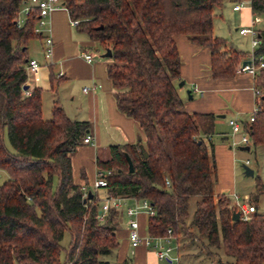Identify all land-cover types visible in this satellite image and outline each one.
Returning a JSON list of instances; mask_svg holds the SVG:
<instances>
[{
	"label": "trees",
	"instance_id": "trees-1",
	"mask_svg": "<svg viewBox=\"0 0 264 264\" xmlns=\"http://www.w3.org/2000/svg\"><path fill=\"white\" fill-rule=\"evenodd\" d=\"M27 1L0 0V171L8 175L0 184V264H110L101 256L119 245L118 210L110 208L100 220L97 189L85 196L72 175L71 156L91 124L71 119L60 106L45 119L42 89L23 88L27 42L37 36L39 18L35 8L18 24ZM223 2L61 0L70 18L78 20L79 32L111 49L107 73L117 107L138 122L144 135L137 143L111 145V157L97 159L99 169L112 170L104 187L107 196L149 199L156 210L148 218L150 235L162 236L171 228L183 243L217 263L264 264V214L255 210L247 220H233L236 206L215 194L213 146L205 137L213 134L216 115L187 112L178 92L177 35L209 47L214 78L233 76L245 55L214 36V12ZM251 9L253 15L264 13V0H252ZM259 38L256 53H264V29ZM254 81L261 90L258 110L242 125L257 145L264 144V67ZM257 186L263 190L264 185ZM193 196L198 199L190 214Z\"/></svg>",
	"mask_w": 264,
	"mask_h": 264
},
{
	"label": "crops",
	"instance_id": "crops-1",
	"mask_svg": "<svg viewBox=\"0 0 264 264\" xmlns=\"http://www.w3.org/2000/svg\"><path fill=\"white\" fill-rule=\"evenodd\" d=\"M248 7L252 11L251 6ZM252 17L253 14L251 20ZM46 35H50L54 42L49 58L44 55ZM96 44L71 23L69 12L62 3L45 17L42 35L27 42L29 60L37 59L41 64L36 73L27 71V85L29 88L42 89V114L44 101L49 98L51 115L53 107L60 106L71 119L87 120L91 124L88 133L91 135V142H83L71 156L73 180L87 191L96 190L93 183L99 171L97 159L108 160L111 157V145L133 144L144 140L138 122L117 107L115 89L107 73V66L112 59L103 56L105 50L101 55L105 59L93 56V61L89 62L81 55L83 51L94 55L92 49ZM176 44L182 59L180 81L185 82L183 87L178 88L184 109L187 112H211L216 115L214 132L205 137L206 142L213 146L215 194L226 195L233 205L236 202H249L256 207V211L262 213L259 199L264 197V187L259 191L257 185H264V144L253 145L252 141L250 144H234L240 141L242 132H233L228 123L230 118H237L241 123L249 120L256 106L254 77L249 72L236 70L231 77L214 78L211 75L209 47L195 43L185 35H177ZM248 57L242 56L240 62ZM84 87H88V90L85 91ZM187 89L191 90L192 97L186 93ZM246 145L249 149L242 148ZM243 163L253 168L254 175L247 176L244 173ZM244 177L254 180L248 182ZM243 182L245 190L240 191L238 185ZM106 191H98L101 203L108 197ZM135 198L125 197L123 205L116 208L119 245L111 254L106 255L108 258L105 260L110 264V256L116 264L124 261L128 264H221L179 238L177 263L160 260L150 246L141 244L133 247L128 237L129 216L126 210L134 205ZM148 218L149 215L144 211L138 214L139 231L142 235L148 234Z\"/></svg>",
	"mask_w": 264,
	"mask_h": 264
},
{
	"label": "built area",
	"instance_id": "built-area-1",
	"mask_svg": "<svg viewBox=\"0 0 264 264\" xmlns=\"http://www.w3.org/2000/svg\"><path fill=\"white\" fill-rule=\"evenodd\" d=\"M233 9L241 10L244 6L250 5L252 0H233ZM61 3V0H28L27 3L20 9L18 13L17 22L19 25H22L26 18L30 16L33 10L38 9V20L34 27V33L37 35H42V26L45 23V17L50 13L52 9L57 7ZM261 22V18L258 15H253L251 23L248 26H243L239 28V33L242 35H249L251 37L252 48L249 57L245 60L247 61L245 64L240 62L237 65L236 70L239 72H249L254 80L258 76L259 71L264 67V53H256V49L259 47L260 38H259V29L256 28V25ZM71 23L73 25H77L78 20L71 19ZM44 55L49 58L52 54L53 50V39L50 35H46L44 37ZM83 58L87 61H93L94 57L92 53L88 51H83L81 53ZM41 67L40 62L37 59H30L27 63V71L30 73H36L39 71ZM84 90L87 91L88 87H84ZM255 94H256V106L251 115L249 116V122L254 120V115L258 110V97L261 94V90L255 85ZM229 125L232 128L233 132H242V137L240 141L234 142V144H250L251 139L248 131L243 129L242 123L237 118H230L228 120ZM85 143L91 142V135L86 134L84 137ZM112 173V170L99 169L97 178L95 179L93 186L95 189L100 187H105L108 184L107 176ZM167 184H169V180H166ZM85 190V196L87 193V189L83 187ZM125 197L115 196V197H107L105 201H103L101 205V209L99 212V219L104 220L106 215L108 214L110 208L121 207L124 203ZM236 206V211L240 213V219L247 220L250 218L251 213L256 210V207L249 202H236L234 204ZM146 212L148 215H154L156 210L151 204L150 200L147 198H135V203L132 206H129L126 210L128 219V237L130 243L133 247H137L138 245L144 244L146 246L152 247L157 257L160 260H171L176 263L179 261V255L177 253L178 249V237L172 232V229H167V233L162 236L156 235H142L139 231V221L138 214L140 212ZM69 264V263H65Z\"/></svg>",
	"mask_w": 264,
	"mask_h": 264
},
{
	"label": "rangeland",
	"instance_id": "rangeland-1",
	"mask_svg": "<svg viewBox=\"0 0 264 264\" xmlns=\"http://www.w3.org/2000/svg\"><path fill=\"white\" fill-rule=\"evenodd\" d=\"M233 0H224L222 7H218L215 9L214 12V19H213V33L214 36L221 37L226 40L227 44L229 46H232L234 48H237L245 53L246 56H249L252 48V42L251 37L249 35H242L239 33V28L243 26H248L251 21L252 11L250 10V7L246 5L241 11H235L233 9ZM258 16L261 18V22L256 25V28L259 30L264 29V13H258ZM93 56H96L97 59H105L101 55L104 52V49L99 45L96 44V46L92 49ZM179 84V83H178ZM179 87V85H178ZM51 103L49 98H46L44 101V108H43V117L45 119H49L51 117ZM6 144L9 147V149H12L11 145L9 144V141L7 139V136L5 138ZM8 177L7 173L5 171H0V184ZM246 181L251 182L254 180V178L251 177H244ZM239 186V190H245V183H241ZM104 187L98 188V191L102 193L104 191ZM198 199V196H193L190 198L189 201V212L192 214L196 208V200ZM131 201L128 202L130 204ZM259 205L260 210L262 213H264V197H261L259 199ZM126 219V218H125ZM70 241V236L67 233L62 241V243L67 246ZM105 255L101 256V259H106ZM227 256H223V259L226 261ZM109 260L111 261V264L114 263L112 257H109Z\"/></svg>",
	"mask_w": 264,
	"mask_h": 264
},
{
	"label": "water",
	"instance_id": "water-1",
	"mask_svg": "<svg viewBox=\"0 0 264 264\" xmlns=\"http://www.w3.org/2000/svg\"><path fill=\"white\" fill-rule=\"evenodd\" d=\"M111 55H112V52H111V49H106L105 50V52L103 53V56L104 57H111ZM247 61H243V63L245 64ZM184 84H185V82L184 81H180L179 82V87H183L184 86ZM24 89H27L28 88V85L27 84H25L24 85V87H23ZM186 93L190 96V97H192V94H191V90L190 89H187L186 90ZM243 149H249V146H243L242 147ZM141 150H142V152H143V154H144V156H147V152L145 151V149H144V147H143V145L141 146ZM127 157V161H128V164H129V170L130 171H133V163H132V160H131V158L127 155L126 156ZM243 168H244V173L247 175V176H252V175H254V170H253V168H251L247 163H243ZM92 196V191L91 190H89L88 191V197H91ZM87 199L85 198L84 199V201H86ZM100 212V211H99ZM232 219L233 220H239L240 219V213L238 212V211H234L233 212V215H232Z\"/></svg>",
	"mask_w": 264,
	"mask_h": 264
}]
</instances>
